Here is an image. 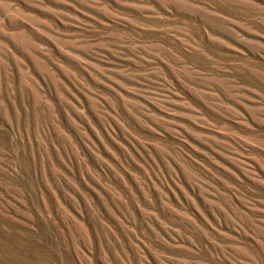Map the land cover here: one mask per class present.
I'll return each mask as SVG.
<instances>
[{"label": "rangeland", "instance_id": "rangeland-1", "mask_svg": "<svg viewBox=\"0 0 264 264\" xmlns=\"http://www.w3.org/2000/svg\"><path fill=\"white\" fill-rule=\"evenodd\" d=\"M0 264H264V0H0Z\"/></svg>", "mask_w": 264, "mask_h": 264}]
</instances>
